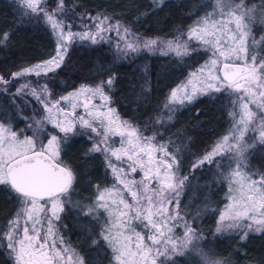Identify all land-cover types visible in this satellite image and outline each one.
Wrapping results in <instances>:
<instances>
[{
  "label": "snow or ice",
  "instance_id": "snow-or-ice-1",
  "mask_svg": "<svg viewBox=\"0 0 264 264\" xmlns=\"http://www.w3.org/2000/svg\"><path fill=\"white\" fill-rule=\"evenodd\" d=\"M41 2L46 4L47 0H14L18 8H26L44 17L55 36V54L43 63L11 73V79L30 74L37 77L54 74L64 64L72 43L90 41L95 44L111 31L118 34L123 32L124 47L121 49L117 45L116 48L124 55L139 52L141 43L143 49L147 50L158 43L156 39L145 40L135 36L119 21L109 23L107 16L78 17L93 20L95 31L74 33L70 24L65 25L63 20L57 19L64 11L63 0H57L56 8L51 13L40 7ZM154 2L162 3L163 0ZM260 8L264 9V0ZM27 15V12H21L22 17ZM260 15L264 16V11ZM217 16L220 18L217 19ZM254 19V9H246L243 0L235 6L232 0H215L214 11L198 20L187 33L188 39L195 40L198 47L209 55L204 66L207 72H204V67L200 69L207 83L189 79L179 95L176 90L172 91L165 104L171 113L175 110L171 105L191 103L207 92L223 91L235 97L231 100L233 111L228 113L233 120L230 134L221 137L210 151L192 165L191 170L214 163L219 168L222 166L219 163L221 160L235 163L236 166L230 167L229 172L220 174L230 186V202L219 215L221 223L216 232L239 230L241 241L247 239L249 232L264 233V175L242 170L246 166L247 153L254 146L244 139L248 131L257 132L259 142L264 144V55L258 59L255 54V47L264 41V37H261V41L252 37L253 54H250L248 40ZM65 28L68 30L65 31ZM7 36L5 33L0 39ZM159 43L167 50L165 54L171 52L180 58L193 55L196 51L193 49L190 52L187 42H181L179 37L175 41ZM11 79L0 76V85L10 84ZM114 79L110 77L95 86L81 85L75 92L45 103L47 114L44 120L65 137L74 131L77 124L100 137V143L94 144L91 151L104 155L116 183L103 190L97 189L94 204L88 208L86 215L104 214L100 237L112 252L114 264H157L161 257L164 259L160 264H174L171 261L173 255H182L193 240L203 239L187 222L183 224V238L177 241L173 237V228L177 226L174 222L183 220L178 212L179 193L188 177L177 175L176 157L163 145L157 146L153 142L154 137L144 136L127 121L119 120L116 110L109 106L111 98L104 91L105 88L111 90ZM39 88L40 92H37L30 83H25L17 89L16 94L31 95L33 98L50 95L47 85H39ZM25 89L28 91L25 92ZM81 96L86 98L80 101L78 98ZM91 98H99L101 103L97 105ZM62 101H68L73 111L59 107ZM253 106L256 111H253ZM77 107L84 110L87 118L76 115ZM36 123L40 125L42 121ZM110 136L121 138L119 147L108 146ZM250 139L255 140V137ZM156 153L162 156L157 157ZM58 155L59 141L56 135H51L47 145L41 144L37 149L32 138L21 140L0 122V187L6 186L21 201L15 218L9 221V230L0 234L6 240L5 246L14 264H69L72 261L71 255L65 259L69 250L58 248L56 241L50 239L54 236L52 218L60 219L59 213L64 210L61 198H67L66 194L75 179L69 169L57 162ZM112 158L125 166L118 167ZM138 170L142 172L140 180L128 178ZM254 175H259V178L253 179ZM125 194L132 203L125 199ZM170 205L173 206L171 211ZM42 213H48L49 218L42 221ZM134 222H139L150 234L145 236L137 231ZM42 224L47 225L43 236ZM201 255L204 264H222L206 253ZM75 264H83V261L77 258Z\"/></svg>",
  "mask_w": 264,
  "mask_h": 264
},
{
  "label": "trees",
  "instance_id": "trees-1",
  "mask_svg": "<svg viewBox=\"0 0 264 264\" xmlns=\"http://www.w3.org/2000/svg\"><path fill=\"white\" fill-rule=\"evenodd\" d=\"M261 2L243 0L245 5L255 7L259 16L264 11L260 8ZM48 3L52 7L56 5L55 0ZM211 5V0H163L162 3L63 0L64 11L57 18L76 26L88 20L78 17L107 16L139 36L185 39L189 29L209 13ZM21 12L28 15L22 17ZM253 30L261 41L264 24L256 25ZM5 33L7 38L0 39V75L6 80L11 79V73L43 63L55 54V36L44 17L18 8L14 0H0V37ZM116 46L109 38L95 44L90 41L72 43L62 67L54 74L48 73L44 80L53 91L66 93L81 85H97L115 77L111 90L105 88L111 105L143 133L154 134L158 141L165 143L178 161L177 175L188 177L179 198V209L193 230L203 236L198 240L199 247L223 264H264V233L250 232L247 239L241 241L239 232H216L227 194V183L220 175L223 169L214 163L191 170L228 131L232 97L222 91L201 96L171 113L165 108L171 90L202 64L208 54L193 46L195 54L184 58L171 52L142 51L124 55ZM258 48L260 55H264V41ZM19 83L16 78L11 79L10 84L0 85V121L11 122L14 129L24 130L23 118L37 113L38 106L33 99L16 94ZM60 152L75 179L70 189L73 204L66 205L59 215V230L81 254L84 264H114L112 252L100 237L104 221L86 215L80 205H93L97 189L110 187L115 177L104 156L91 151L86 136L67 138ZM245 165L246 172L264 175V144L259 142L249 150ZM19 202L6 186L0 187V234L7 230ZM5 245V240L0 241V264H14ZM171 261L199 264L190 253L173 256Z\"/></svg>",
  "mask_w": 264,
  "mask_h": 264
},
{
  "label": "rangeland",
  "instance_id": "rangeland-1",
  "mask_svg": "<svg viewBox=\"0 0 264 264\" xmlns=\"http://www.w3.org/2000/svg\"><path fill=\"white\" fill-rule=\"evenodd\" d=\"M56 3H57V0H55ZM212 1V8L211 10L209 11V13H212L214 11V4H215V0H211ZM49 0H47V3H43L41 2L40 4V7L41 8H45L49 13H51L55 8H56V5L55 6H51L49 3ZM241 2H237L235 0H232V4L233 6H235L236 4H240ZM244 7L247 9V8H252L254 9V15H255V19L254 21L252 22V33L249 37V40H248V45H249V53L250 54H253V45H252V37L254 36L255 39L257 41H260V37H257L254 33V27L256 25H263L264 23H261V21H264V16H259V14L257 15L256 13V8L253 7V6H247L244 4ZM28 10V9H27ZM208 13V14H209ZM38 14V13H37ZM207 14V15H208ZM205 15V16H207ZM204 16V17H205ZM92 17H97V16H92ZM100 18H103V16H99ZM203 18V17H202ZM217 19H219L220 17H216ZM58 19V18H57ZM116 21L114 20H110L109 19V23H115ZM121 24V23H120ZM67 25V24H65ZM94 21L89 19L86 21V22H83V23H80V25H76V26H73L71 25V30L75 33V32H83L85 30H89V31H95L94 27ZM123 27H126L125 25L121 24ZM127 28V27H126ZM68 29L65 28V31H67ZM129 31L132 33V31L129 29ZM134 34V33H132ZM135 36L137 37H141L145 40L147 39H156L158 41L157 45H155L151 50H147V49H143L142 47V43H141V50L139 52H142V51H148V52H162V53H165L167 50L161 46V44L159 43L160 41H168V40H173L175 41L177 38H162V37H148V36H139V35H136L134 34ZM104 38H109V39H112L113 41H115V43L117 45H119V47L122 49L124 47V34L123 32L121 31L119 34L115 31H111V32H107L104 34ZM99 39V37L97 38ZM128 39H130V37H128ZM181 42H187L188 46H189V51H191L193 49V46H197V42L195 40H191V39H188V37H186L185 39H181L179 38ZM259 44L255 47V54L257 55V58L259 59L260 57V52H259V48H258ZM200 48V47H198ZM128 53H133V52H128ZM135 53H138V52H135ZM209 56V55H208ZM209 57L202 63L200 64L196 69H194L193 71H191L188 76L181 82L179 83L175 88H173L170 92V94L172 93L173 90H176L177 91V94L179 95L180 94V90L183 86H185L187 84V81L189 79H193V80H199L203 83H207V79H206V76L204 74L201 73L200 69L202 67L205 66V63L206 61H208ZM40 64V63H39ZM37 65V64H36ZM34 66V65H33ZM28 67H31V66H28ZM204 72L206 73L207 72V68L204 67ZM192 74H195V76H193ZM1 76V75H0ZM44 76H40V77H37L35 76L34 74H30L28 76H25V77H22V78H19V87L22 85V84H25V83H30L32 87H35L37 92H40V88H39V85H47V90H48V93L50 94L48 97H45V96H40L39 98H33L31 95H25V94H22L24 95L25 97H28V98H31L33 99L36 104H37V113L31 115V116H28V117H24L23 120L24 122L23 123V127H25L24 130H18V129H14L13 125L11 122H3V121H0V122H3L5 124L6 127H9L10 130L12 132H15L17 134V137L21 140L25 139V138H32L35 142H36V147L37 149L40 148L41 144L43 145H47V142H48V139L51 135H56L57 136V139L59 141V155L57 156V161L61 162V163H64V161L61 159V146H62V143L63 141H65L67 138H70L72 136H78V135H83V136H86L89 140H90V143H91V149L93 148V145L94 144H99L100 143V137L96 134V133H90V131L86 128H82L80 126V124H77L74 131L72 133H69L67 135V137H65V135L63 133H60L58 129H56L53 125L47 123L46 120H44V117L46 116L47 114V110L44 108V104L45 103H48L49 101H55V100H58L60 97L62 96H67L69 93H73L75 92L77 89H74L72 91H69V92H55L53 91V89H51L49 87V85L45 82L44 80ZM87 86H95V85H87ZM25 92H27L28 90L25 89L24 90ZM105 91V89H104ZM215 93H218V92H207L205 93L204 95H211V94H215ZM105 94L108 95L110 97V95L105 91ZM170 94H169V97H170ZM21 95V94H20ZM204 95H199L197 96V98L201 97V96H204ZM232 97V100L235 99V97L231 96ZM86 97H79L78 99L80 101H83ZM196 98V99H197ZM92 99V102L99 105L101 103V101L99 100V98H91ZM169 100V98H168ZM195 100V99H194ZM193 100V101H194ZM187 104V103H185ZM184 105V104H183ZM110 107L114 108L111 103L109 105ZM179 106H182V105H171L172 108H177ZM59 107L61 108H64L66 111H73V109L70 107V104L68 101H62L61 104L59 105ZM115 109V108H114ZM116 110V109H115ZM230 111H233V108L231 107V110ZM253 111H256L255 107L253 106ZM55 112V110H54ZM75 112H76V115L77 116H80V115H84L85 118H87V114L84 112V110L81 108V107H77L75 109ZM116 115L119 117V120L121 121H127L128 123H130L131 125H133L135 128H137L138 130H140L138 128L137 125L133 124L132 122L122 118L119 113L116 111ZM257 116H259V113L257 112ZM71 118V117H70ZM62 119V118H61ZM36 121H42V123L40 125H37ZM233 128V120L231 118V125L228 129V131L223 135H229L230 134V130ZM26 130V131H25ZM24 131V132H23ZM140 132L144 135V136H147V137H154V143L157 145V146H160V145H163L164 147L167 148V146L165 145V143L161 142V141H158L157 140V137L156 135L154 134H145L143 133L141 130ZM222 136V137H223ZM251 137H255V140H251L250 138ZM221 138V137H220ZM220 138L218 140H220ZM245 141L249 142V143H253V145L259 143V138H258V133L257 132H253L251 131V129L248 131V133L246 134L245 136ZM120 140L121 138L119 136H110L109 138V141H108V146L109 147H112V148H116V147H119L120 146ZM217 140V141H218ZM216 144V143H215ZM214 144V145H215ZM213 145V146H214ZM211 150V149H210ZM209 150V151H210ZM167 151L169 152L168 148H167ZM170 153V152H169ZM102 154V153H101ZM171 154V153H170ZM103 155V154H102ZM157 157H161L162 154L161 153H156ZM173 155V154H172ZM104 156V155H103ZM218 159V158H216ZM112 161L113 163H115L118 167H124V163L120 162V161H116L115 158H112ZM219 163L222 165L221 168L223 169L224 173H227L229 172L230 170V167L234 168L236 165L234 162H230L228 160H221L219 161ZM65 164V163H64ZM245 164H246V161H245ZM67 165V164H66ZM70 169V168H69ZM244 172H246V166L243 167L242 169ZM71 171V169H70ZM72 172V171H71ZM142 177V172L141 171H137L136 173H131L129 175V179H136V180H140ZM259 178V177H258ZM258 178H253V179H258ZM114 183H116V180L114 181ZM113 183V184H114ZM227 183V182H226ZM112 184V185H113ZM111 185V186H112ZM153 185H155V181H153ZM110 186V187H111ZM109 188V187H107ZM105 189V188H104ZM103 190V189H102ZM180 195H181V191L179 193V198H180ZM229 195H230V186L229 184L227 183V194H226V201L222 207V209L220 210V213L224 210L225 206L230 202L229 201ZM66 197L67 198H64L62 197L61 198V201H62V204H63V209L66 205H71L73 204L72 200H71V193H70V190L69 192L66 194ZM125 199L129 200L130 203H132L133 201L131 200V198L125 194ZM41 203H44L43 201H41ZM49 204H50V201H49ZM21 206V201L19 202V205L14 213V215L12 216V219L13 220L15 218V215L17 213V211L19 210ZM93 205H80V208L82 211H84L85 213H87L88 211V208L92 207ZM170 207V211L172 209V205L169 206ZM178 212H179V216L180 217H183V220H179L177 222H174L177 224L176 227L173 228V237L174 239H176L177 241H179L180 239L183 238V235H184V232H183V224L185 222H187L189 225L190 222L186 219L185 215L180 211L179 207H178ZM61 213H59L60 215ZM94 218H97V219H100L102 218V220L104 221V214L101 212L100 214H98V216H93ZM49 218V215L48 213H42L41 214V220L44 221L46 219ZM10 220V221H11ZM53 220V224H52V227H53V231H54V236L51 237L50 239H54L56 241V246L60 249H68L69 251L66 253L65 255V259L67 260V256L68 255H71L72 256V261L69 262V264H75L77 258L81 259L83 261V264H84V260H83V257L81 256V254L78 252V250H76L69 242L68 240L61 234L60 230H59V227H58V221L55 220L54 218H52ZM226 223V222H224ZM134 226H136V230L141 232L142 234H145V236L149 235L150 233L148 232L147 229L143 228L142 226H140L139 222H134ZM9 227L10 225L7 227V230L5 232H7L9 230ZM41 235H45V229L47 228V225L46 224H42L41 225ZM193 228V227H192ZM226 231H232V230H226ZM3 232V233H5ZM236 232H239V230H237ZM2 233V234H3ZM250 233V232H249ZM2 240H5L2 238V235H0V241ZM6 241V240H5ZM188 253L191 254V256L195 257L197 260H198V263L199 264H204V260H203V257L201 255V253H204V251L199 247L198 245V241L197 240H193V242L188 246L187 249H184L183 250V254L182 255H187ZM176 255H181L179 253H177ZM176 255H173V256H176ZM172 256V257H173ZM211 259L213 260H219V259H216L210 255H208ZM171 257V258H172ZM164 258L161 257L158 261H157V264H160V261L163 260ZM221 261V260H219ZM222 262V261H221ZM223 264V263H222Z\"/></svg>",
  "mask_w": 264,
  "mask_h": 264
},
{
  "label": "water",
  "instance_id": "water-1",
  "mask_svg": "<svg viewBox=\"0 0 264 264\" xmlns=\"http://www.w3.org/2000/svg\"><path fill=\"white\" fill-rule=\"evenodd\" d=\"M57 162L60 164L61 167H66L67 169H69V167H68L66 164L61 163V162H59V161H57ZM69 170H70V169H69Z\"/></svg>",
  "mask_w": 264,
  "mask_h": 264
}]
</instances>
